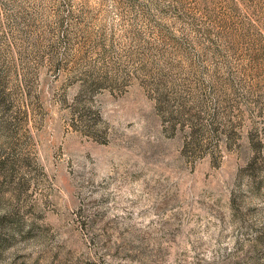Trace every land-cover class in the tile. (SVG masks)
I'll return each instance as SVG.
<instances>
[{
  "label": "rangeland",
  "instance_id": "obj_1",
  "mask_svg": "<svg viewBox=\"0 0 264 264\" xmlns=\"http://www.w3.org/2000/svg\"><path fill=\"white\" fill-rule=\"evenodd\" d=\"M0 264H264V0H0Z\"/></svg>",
  "mask_w": 264,
  "mask_h": 264
}]
</instances>
